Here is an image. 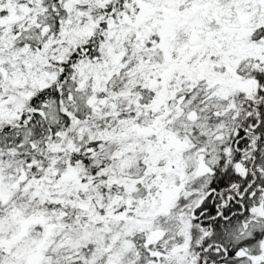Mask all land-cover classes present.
<instances>
[{"label":"snow or ice","instance_id":"obj_1","mask_svg":"<svg viewBox=\"0 0 264 264\" xmlns=\"http://www.w3.org/2000/svg\"><path fill=\"white\" fill-rule=\"evenodd\" d=\"M0 264H264V0H0Z\"/></svg>","mask_w":264,"mask_h":264}]
</instances>
